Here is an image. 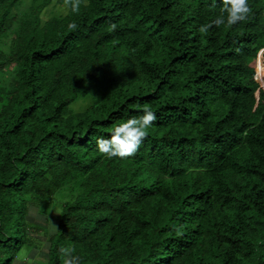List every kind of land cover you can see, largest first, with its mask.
<instances>
[{
    "label": "trees",
    "instance_id": "1",
    "mask_svg": "<svg viewBox=\"0 0 264 264\" xmlns=\"http://www.w3.org/2000/svg\"><path fill=\"white\" fill-rule=\"evenodd\" d=\"M248 2L200 33L222 0H0V264H63L62 246L80 264H264V0ZM144 104L136 153L101 154Z\"/></svg>",
    "mask_w": 264,
    "mask_h": 264
},
{
    "label": "clouds",
    "instance_id": "2",
    "mask_svg": "<svg viewBox=\"0 0 264 264\" xmlns=\"http://www.w3.org/2000/svg\"><path fill=\"white\" fill-rule=\"evenodd\" d=\"M66 5L71 7L73 13H79L82 3L85 0H64ZM216 0H213L212 6L215 7ZM223 7L221 15L212 20L211 23L202 25L198 30L200 33H207L208 29L213 25L219 27L225 22L228 25H235L245 21L251 13L248 0H222ZM226 19H225V15ZM69 29L75 30L78 28L76 23H70ZM116 24H110V29L115 31ZM261 51H264L262 49ZM260 71V66H259ZM258 71V72H259ZM257 68L256 74L258 75ZM260 78V76H259ZM142 115L139 117H131L126 121L120 122L114 127L110 138L99 137L96 140L98 150L101 154L108 158L113 157H130L136 153L148 134V129L156 120L155 113L148 104H144L140 108ZM63 255V264H80V258L73 255L75 249L72 247H61L59 249Z\"/></svg>",
    "mask_w": 264,
    "mask_h": 264
},
{
    "label": "rangeland",
    "instance_id": "3",
    "mask_svg": "<svg viewBox=\"0 0 264 264\" xmlns=\"http://www.w3.org/2000/svg\"><path fill=\"white\" fill-rule=\"evenodd\" d=\"M264 61V60H263ZM259 67H257L258 69ZM260 72V71H259ZM261 78V75H260ZM56 226H57V222L54 219L50 220V226H49V231H51V233H53L56 230Z\"/></svg>",
    "mask_w": 264,
    "mask_h": 264
}]
</instances>
